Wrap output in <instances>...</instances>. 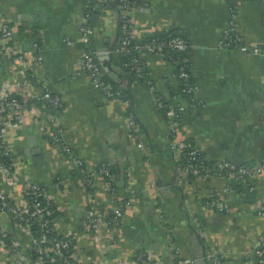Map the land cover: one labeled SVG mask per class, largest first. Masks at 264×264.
<instances>
[{"label": "crops", "instance_id": "crops-1", "mask_svg": "<svg viewBox=\"0 0 264 264\" xmlns=\"http://www.w3.org/2000/svg\"><path fill=\"white\" fill-rule=\"evenodd\" d=\"M238 1L236 26L250 46L247 51L220 44L231 20L228 0H138L136 7L133 27L140 37L179 31L189 41L190 72L200 84L196 98L204 104L184 112L182 130L209 163L211 174L199 177L182 170L183 153L171 146L165 111L158 108L160 98L170 106L187 101L175 65L146 52L149 80L135 81L123 65L121 16L114 2L94 9L92 0H0V17L17 25L14 41L20 48L31 50L35 41L42 43V76L63 100L62 147L51 143L38 121L47 115L40 101L24 114L23 128L10 130L8 141L22 177L18 184L5 185L17 194L26 178L44 184L64 213L60 222L78 236V253L87 262L214 264L206 253L217 249L224 254V264H264L255 253L264 235V173L254 181L217 173L223 160L254 164L264 153V0ZM89 20V41L94 35L96 61L105 72L101 75L128 95L129 103L108 96L85 67L86 54L93 50L80 27ZM8 61L0 53V82L17 86L22 72ZM34 90L43 93L42 86ZM131 114L140 124L144 147L133 134ZM74 158L93 170L91 182ZM103 163L113 170L117 193L132 202L118 242L108 248L107 226L90 232L86 224L92 197L102 213L115 208L105 189L107 178L96 168ZM214 193L227 201L228 210L208 204ZM0 223L28 239L2 210ZM129 228L136 230L133 236ZM140 251L148 262L139 260ZM9 259L0 245V264H9Z\"/></svg>", "mask_w": 264, "mask_h": 264}, {"label": "built area", "instance_id": "built-area-1", "mask_svg": "<svg viewBox=\"0 0 264 264\" xmlns=\"http://www.w3.org/2000/svg\"><path fill=\"white\" fill-rule=\"evenodd\" d=\"M228 1L231 5V20L223 30L220 44L223 47L237 46L246 51L250 50V46L244 43L236 26L239 1ZM111 2L116 4L121 16L120 52L123 57V65L131 75L135 76L136 82L149 80L150 72H147L146 62L143 58L146 52L165 56L175 65L174 75L180 80L181 91L187 101L170 106L163 98H160L158 108L165 111L171 135V146L183 153L182 170L199 177L210 175V166L205 155L201 149L186 138L182 130L184 112L188 108L203 103L196 98L200 84L194 79L192 80L189 68L190 58L187 55L190 47L189 41L180 34L169 35L165 39L154 37L142 41L139 31L133 27L138 0H92L94 9L108 6ZM91 14L92 12L88 13L89 18ZM80 29L84 41H89L90 33L93 31L90 23L82 24ZM16 30L17 25L0 17V53L9 60L11 66L15 65L22 72V79L17 84L19 88L0 82V210L10 216L17 228L23 229L24 236H27L28 239L15 235L0 223V245L8 253L10 259L7 262L9 264H109L106 261L87 262L78 253L79 238L70 230L65 229L60 222L64 213L49 195L44 184L24 178L25 184L18 186L20 192L17 194L9 191L5 185L9 181L18 184L22 177V168L14 157V151L8 138L10 130L21 129L25 126L23 116L30 106H35V103H39V101L42 102L47 115L42 116L38 121L44 125L53 145L61 147L63 145L62 128L59 123L63 100L59 94H55L49 89L48 83L42 76L44 47L40 41H35L31 50L20 48L14 41ZM85 67L92 74L95 85L102 87L108 96L118 95L124 99L125 103L130 102L129 97L122 95L120 91L113 90L111 84L103 78L94 52L86 54ZM36 86H42L43 93L34 90ZM129 122L139 146L144 147L141 127L133 114L130 115ZM63 149L68 153L67 146H64ZM25 156L22 158L24 159ZM74 162L86 174L87 182H91L93 170L83 159L74 158ZM98 171L107 178L105 189L114 199L115 208L109 212V214L111 212L113 214L109 217V214L98 210L94 197H92L87 210L86 224L87 230L90 232L107 226L104 243L108 248L118 242L123 216L127 209L132 207V202L130 197H122L116 193L113 173L107 163L101 164ZM217 173L240 180H257L264 173V153L260 160L254 164L236 165L223 160L218 165ZM208 204L220 210H228L227 201L218 193H214L208 198ZM261 214L264 216V210L261 211ZM255 253L260 257L261 263H264V235L257 240ZM145 255L144 251H140L137 255L139 260L142 259V263L148 262L144 259ZM206 258L214 264H224V254L220 250L210 249L206 253ZM151 262L160 264L158 260ZM179 262L189 263L190 260H180Z\"/></svg>", "mask_w": 264, "mask_h": 264}, {"label": "trees", "instance_id": "trees-1", "mask_svg": "<svg viewBox=\"0 0 264 264\" xmlns=\"http://www.w3.org/2000/svg\"><path fill=\"white\" fill-rule=\"evenodd\" d=\"M93 5V4H92ZM93 15V14H92ZM91 18H92V16H91ZM89 23H90V20H89ZM121 33H122V28H121ZM176 35V34H180V35H182L179 31H172L171 33H169V34H166V35H154V36H152V37H148V38H142L141 40L142 41H144V40H147V39H151V38H154V37H157V38H168L169 37V35ZM183 36V35H182ZM187 55H188V53H187ZM147 72L149 73V70H147ZM147 73V74H148ZM149 75V74H148ZM133 76V75H132ZM135 76H133V78H134ZM107 82H109V80L106 78V77H103ZM192 80H193V78H192ZM110 83V82H109ZM112 86V88H113V90H115V91H119L118 90V88L113 84V85H111ZM127 97H129L128 95H126ZM62 109H63V105H62V107H61V111H62ZM209 164V163H208ZM100 166H101V164L100 165H98L96 168H97V170L100 168ZM109 167H110V169H111V171L113 172V170H112V168H111V166L109 165ZM114 186H115V191H116V193H117V184L114 182ZM119 196H122V197H124L125 196V193H123V194H119V193H117ZM57 214V213H56ZM113 214H112V212L109 214V217H111ZM144 259L145 260H147L148 259V257H147V254L144 256ZM149 261V260H148Z\"/></svg>", "mask_w": 264, "mask_h": 264}, {"label": "water", "instance_id": "water-1", "mask_svg": "<svg viewBox=\"0 0 264 264\" xmlns=\"http://www.w3.org/2000/svg\"><path fill=\"white\" fill-rule=\"evenodd\" d=\"M94 39H95V37H94V35H91V39H90V41H85L86 42V44H87V46H89V47H91V49L93 50V52H94V55L96 56V60L98 59L97 58V52H96V45H95V43H94ZM101 70L103 71V73H105L104 72V70H103V67H101ZM108 78H111V76H109ZM37 150H34V153L36 152ZM127 232H128V234L129 235H131V236H133L134 235V233L136 232V230H134L133 228H129L128 230H127Z\"/></svg>", "mask_w": 264, "mask_h": 264}, {"label": "bare ground", "instance_id": "bare-ground-1", "mask_svg": "<svg viewBox=\"0 0 264 264\" xmlns=\"http://www.w3.org/2000/svg\"><path fill=\"white\" fill-rule=\"evenodd\" d=\"M42 131V130H41Z\"/></svg>", "mask_w": 264, "mask_h": 264}]
</instances>
